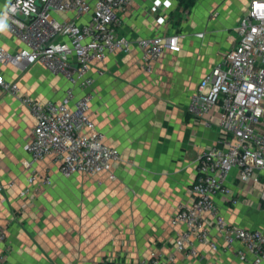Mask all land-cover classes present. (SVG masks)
Masks as SVG:
<instances>
[{"label":"crops","instance_id":"1","mask_svg":"<svg viewBox=\"0 0 264 264\" xmlns=\"http://www.w3.org/2000/svg\"><path fill=\"white\" fill-rule=\"evenodd\" d=\"M9 1L0 0V23L5 25L0 30V46L13 51L22 45L6 28L4 11ZM165 1L167 8L160 14L165 21L160 24L148 11L153 0H131L119 13L118 30L136 39L177 33L176 28L188 24L195 34L182 38L180 52L165 51L151 73L140 69L136 48L128 54L109 55L92 70L91 117L121 156L112 166L114 180L107 173L62 178L49 157L37 164V170H49L51 185L43 187L35 199L19 198L28 176L22 165L27 158L23 145L32 137L35 120L14 96L0 91V227L7 234L0 246V254L6 256L2 264H137L153 249L173 252L182 228L171 226V215L179 204L190 200L198 158L218 138L217 109L205 118L188 111L189 100L214 67L219 51L215 41L209 40L214 32L209 26L224 11L218 25L221 31H228L224 21L233 11H241V16L250 0H196L189 9L191 18L180 26L179 0ZM215 7L219 13L211 21L200 14L202 9ZM240 16L228 32L230 48ZM205 22L204 36L199 32ZM99 68L104 71L101 76ZM0 74L39 101H61L68 85L63 76L39 63L25 70L0 66ZM235 176L233 171L228 184L241 202L231 206L217 196L223 216L232 225L264 230L259 202L264 173L259 175V183L247 186L239 184ZM175 264L247 263L238 259L235 250L214 252L208 245H200L197 257L178 253Z\"/></svg>","mask_w":264,"mask_h":264},{"label":"built area","instance_id":"2","mask_svg":"<svg viewBox=\"0 0 264 264\" xmlns=\"http://www.w3.org/2000/svg\"><path fill=\"white\" fill-rule=\"evenodd\" d=\"M130 1L10 0L6 5V28L22 46L13 51L0 46V66L25 70L39 63L68 84L61 101H39L0 74V91L14 96L35 120L32 137L23 145L27 158L22 165L28 176L19 198L35 199L43 187L51 185L49 170H37V164L49 157L65 179L93 178L100 173H107L110 180L116 178L112 166L121 160L120 153L105 141L90 113L93 67L109 55L128 54L136 48L140 68L151 73L159 57L185 38L159 33L132 39L119 33V13ZM166 8L167 1L153 0L148 11L163 24L160 14ZM83 17L86 20L80 22ZM234 31V45L201 79L188 102V111L198 117L218 110V138L198 158L190 200L179 204L171 215V226L182 228L174 250L153 249L137 264H175L178 253L197 257L200 245L214 252L235 250L240 261L264 264V230L230 224L216 202L217 196L231 206L241 202L228 184L233 171L243 186L259 183L264 173V0H250ZM103 72L97 70L99 76ZM259 202L264 210V185ZM6 237V229L0 227V246ZM5 259L0 254V264Z\"/></svg>","mask_w":264,"mask_h":264},{"label":"rangeland","instance_id":"3","mask_svg":"<svg viewBox=\"0 0 264 264\" xmlns=\"http://www.w3.org/2000/svg\"><path fill=\"white\" fill-rule=\"evenodd\" d=\"M195 2H196V0H193L192 6L189 7V8H186V7H184V2L180 3V0H179V26H180V23L183 20L186 21V20H188V19L191 18L189 16V9L193 7V5L195 4ZM199 11H200V9H199ZM217 12L219 13V11L217 10V8L215 7L213 9H209L207 11H205L204 9H202V11H201L200 14L202 15V17H205L208 21H211L212 17ZM219 14H218L219 17L215 18L214 21L209 26V29L212 30V31H214L213 33H210L209 40H214L215 43L218 46L217 48L219 49V51L216 52V58H215L214 66L216 65V63L219 61V59L222 56V53L221 52H223V51H221V50H224V49L227 50L228 48H230V45L232 44L231 38H230V35H229L228 32L230 31V28L232 27V25L234 24V22L236 21V19L238 18V16H240L241 11H239V12H237V11L234 12L233 11V12H231L229 14L228 19L224 21L225 26L229 28V30L226 31V32L225 31H221L220 28H219L220 26L218 25L221 22L220 20H222L224 11L220 12ZM195 15L198 16L196 13H195ZM205 24H206V26L205 25L201 26V31L202 32L200 30H198V31H200L199 33H201L200 35H204L205 36V34H206V29L205 28H207V23L205 22ZM176 30L178 31L177 33H173L172 32L171 34H183V35H185V38H187V39L190 38L189 37L190 35L195 34L194 32L191 31L192 32L191 33L189 31V25L188 24L179 27V29L176 28ZM232 35H235L233 31H232ZM185 38H183V39H185ZM183 39L181 38L180 40H178L176 48H170V49L168 48L166 50V52L167 51L168 52H171V53L180 52L181 51V48H182L181 47V43H182V40Z\"/></svg>","mask_w":264,"mask_h":264},{"label":"trees","instance_id":"4","mask_svg":"<svg viewBox=\"0 0 264 264\" xmlns=\"http://www.w3.org/2000/svg\"><path fill=\"white\" fill-rule=\"evenodd\" d=\"M184 2V7L189 8L193 4V0H180V3ZM103 264H110V263H103Z\"/></svg>","mask_w":264,"mask_h":264},{"label":"clouds","instance_id":"5","mask_svg":"<svg viewBox=\"0 0 264 264\" xmlns=\"http://www.w3.org/2000/svg\"><path fill=\"white\" fill-rule=\"evenodd\" d=\"M5 27L4 23H0V30H3Z\"/></svg>","mask_w":264,"mask_h":264}]
</instances>
